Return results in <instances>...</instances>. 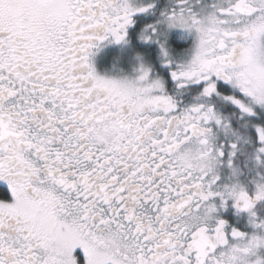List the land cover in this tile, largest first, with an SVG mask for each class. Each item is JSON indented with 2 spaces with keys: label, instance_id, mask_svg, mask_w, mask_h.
Returning <instances> with one entry per match:
<instances>
[{
  "label": "snow or ice",
  "instance_id": "6c2138e0",
  "mask_svg": "<svg viewBox=\"0 0 264 264\" xmlns=\"http://www.w3.org/2000/svg\"><path fill=\"white\" fill-rule=\"evenodd\" d=\"M0 264H264V0H0Z\"/></svg>",
  "mask_w": 264,
  "mask_h": 264
}]
</instances>
